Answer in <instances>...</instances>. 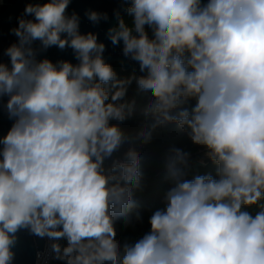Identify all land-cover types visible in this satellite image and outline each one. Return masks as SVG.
Listing matches in <instances>:
<instances>
[{
	"label": "clouds",
	"instance_id": "obj_1",
	"mask_svg": "<svg viewBox=\"0 0 264 264\" xmlns=\"http://www.w3.org/2000/svg\"><path fill=\"white\" fill-rule=\"evenodd\" d=\"M68 4L26 5L35 19H19L12 30L18 43L5 53L11 68L0 63V97H9L14 120L0 139V264H12L21 229L66 239V247L51 245L66 264H264V204L255 215L245 210L264 200V0H131L137 35L123 19L108 30L111 43L122 40L124 55L147 72L137 84L155 99L146 111L154 126L188 128L218 176L183 179L189 154L173 149L166 207L151 215L148 233L124 245L122 257L114 224L135 206L142 173L134 148L127 162L104 171V160L126 140L109 122L127 115L124 104L105 103L103 85L118 88L115 102L130 80H117L102 58L105 45L79 33L78 16L65 14ZM37 40L45 49L71 47L79 64L37 61ZM190 97L191 112L173 114ZM140 135L147 141L151 133Z\"/></svg>",
	"mask_w": 264,
	"mask_h": 264
},
{
	"label": "trees",
	"instance_id": "obj_2",
	"mask_svg": "<svg viewBox=\"0 0 264 264\" xmlns=\"http://www.w3.org/2000/svg\"><path fill=\"white\" fill-rule=\"evenodd\" d=\"M205 1V0H203ZM131 6V5H130ZM120 19L134 28L133 16L126 11ZM145 31L149 39H153L152 28L145 25ZM187 56V53L185 54ZM116 73L117 80H130L126 85L125 96L118 101L113 102L112 94L118 90L114 88L110 82L103 85L109 94V98L105 103H115L117 105H125V113L127 118L123 122L110 120V124L117 125L124 133L125 137H135L138 143L129 147H119L113 155L119 161L125 160V153L129 148H134L139 153L140 171L142 178L139 187L133 189V200L135 206L132 208L127 218H118L115 220L114 227L116 229V240L120 245V255L123 256V248L125 244L136 242L143 234L150 231L149 218L156 210H163L166 207L165 195L172 187V181L169 177L168 164L173 155L172 150L179 148L188 153L187 165L184 167L185 175L183 179L192 180L196 176L211 175L214 179H218L217 165L206 155L207 149L203 145L194 144L189 138V129L180 127L174 122L166 121L154 126V121L150 114L146 111L155 103L152 92L140 89L137 82L134 80L132 71L122 70L119 63L110 64ZM147 75V72L145 71ZM196 104V99L181 98V103L178 108L173 110V114L182 109H187L191 112ZM142 132H150V139L145 141ZM196 162L202 164L192 167ZM105 173L111 171V166L103 165ZM115 174L120 175V170L116 169ZM121 183L123 181L121 180ZM264 204V200L258 202L257 205L245 208L251 214L255 215L260 211V205ZM61 245V248L67 246L66 239L54 240ZM56 264H65V261L57 259Z\"/></svg>",
	"mask_w": 264,
	"mask_h": 264
},
{
	"label": "water",
	"instance_id": "obj_3",
	"mask_svg": "<svg viewBox=\"0 0 264 264\" xmlns=\"http://www.w3.org/2000/svg\"><path fill=\"white\" fill-rule=\"evenodd\" d=\"M49 0H1L0 2V63L6 64L11 68L10 58L5 54L6 50L12 45L18 43V37L13 33V29L19 26V19H32L34 16L25 15V7L28 4H44ZM206 4L201 0V5ZM131 5V0H69L66 9V15L76 14L79 18V33H93L97 36V42L105 45L102 58L106 64L119 63L122 70L132 71L134 80L141 76H146L145 71L140 70L139 62L126 57L123 53V41L117 45H113L108 36L110 28L117 27L121 16L127 11ZM96 12L101 14L98 22L89 20L87 13ZM106 15V19L104 18ZM133 35H137L133 28ZM62 38L66 34H61ZM35 52L37 61L49 59L54 64L59 61H68L73 65L79 64L75 53L71 47H65L63 50L57 46H51L47 49L43 48L40 41H34L31 45ZM8 96L0 97V139H2L14 123L10 119L6 109ZM139 141L135 137H126L125 142L120 147H129L137 144ZM3 145H0L2 149ZM2 159V157H0ZM114 161H119L113 154L110 158L104 160L103 165L111 166ZM202 164L196 162L192 167ZM17 241L12 251L14 259L12 264H35L37 251L43 249L44 238H40L30 233L27 229H21L16 233Z\"/></svg>",
	"mask_w": 264,
	"mask_h": 264
},
{
	"label": "built area",
	"instance_id": "obj_4",
	"mask_svg": "<svg viewBox=\"0 0 264 264\" xmlns=\"http://www.w3.org/2000/svg\"><path fill=\"white\" fill-rule=\"evenodd\" d=\"M1 2V0H0ZM207 3V0H205ZM56 243L54 240L49 239L47 237L44 238V246L43 249L37 251L35 264H56L54 262L56 253L53 251L51 245ZM39 254V255H38ZM66 264V262H65ZM105 264H110V262H105Z\"/></svg>",
	"mask_w": 264,
	"mask_h": 264
}]
</instances>
